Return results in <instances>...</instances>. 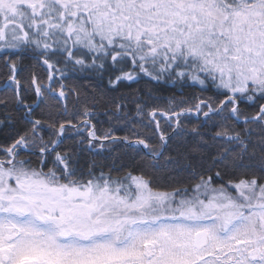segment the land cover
Wrapping results in <instances>:
<instances>
[{"label":"snow or ice","instance_id":"1","mask_svg":"<svg viewBox=\"0 0 264 264\" xmlns=\"http://www.w3.org/2000/svg\"><path fill=\"white\" fill-rule=\"evenodd\" d=\"M0 264H264V0H0Z\"/></svg>","mask_w":264,"mask_h":264},{"label":"trees","instance_id":"2","mask_svg":"<svg viewBox=\"0 0 264 264\" xmlns=\"http://www.w3.org/2000/svg\"><path fill=\"white\" fill-rule=\"evenodd\" d=\"M133 87H136V85H133ZM165 95H167V93H165ZM102 119H103V117H102Z\"/></svg>","mask_w":264,"mask_h":264}]
</instances>
